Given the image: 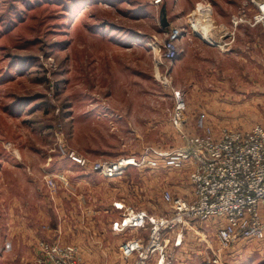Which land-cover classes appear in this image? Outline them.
Returning <instances> with one entry per match:
<instances>
[{"label": "rangeland", "instance_id": "1", "mask_svg": "<svg viewBox=\"0 0 264 264\" xmlns=\"http://www.w3.org/2000/svg\"><path fill=\"white\" fill-rule=\"evenodd\" d=\"M164 1L0 0V264H36L42 238L77 245L83 264L134 262L120 246L148 241L150 229L118 233L113 221L126 206L167 214L164 191L189 188L187 168L152 165L158 152L185 143L173 121L179 97L189 131L200 120L264 126V60L247 76L245 60L224 56L227 37L210 32L222 43L209 45L190 27L177 41L178 59L165 60ZM254 1L257 11L235 16L234 26L264 22ZM128 158L136 164L113 176L93 169ZM218 244L212 221H198L180 248L170 244L166 261L264 264V241L240 239L222 252Z\"/></svg>", "mask_w": 264, "mask_h": 264}, {"label": "built area", "instance_id": "2", "mask_svg": "<svg viewBox=\"0 0 264 264\" xmlns=\"http://www.w3.org/2000/svg\"><path fill=\"white\" fill-rule=\"evenodd\" d=\"M257 5L259 13L255 19L264 21V0H257ZM183 34L184 29L180 27L169 32L164 41L165 60L172 62L178 59L180 49L177 41ZM185 110V99L179 97L173 121L183 133L185 143L172 150L158 152L159 156L153 159L152 165L155 168H187L188 191L176 194L166 189L162 198L169 207V213L159 217L151 216L145 210L128 208L122 202L116 203L119 210L126 206V213L120 220L113 221L114 232L130 228L150 229L148 241L136 237L120 246L126 257H136L131 264H149L157 253L161 256L156 264H169L166 252L170 244L180 248L186 234L198 221L211 220L214 224L218 252L240 239L264 241V126L256 124L240 129L201 123L200 130L189 131V117ZM60 149L77 164L87 166L88 162L82 155L67 153L63 145ZM131 164H136V159L97 163L93 169L113 176ZM53 185L50 179L48 186ZM38 246L36 264H83L77 245L42 238Z\"/></svg>", "mask_w": 264, "mask_h": 264}, {"label": "crops", "instance_id": "3", "mask_svg": "<svg viewBox=\"0 0 264 264\" xmlns=\"http://www.w3.org/2000/svg\"><path fill=\"white\" fill-rule=\"evenodd\" d=\"M254 2V0H165L162 5L157 4V7L160 11L166 7L167 18L171 23L168 32L175 27H182L184 32H187L185 35H188L190 27L194 35L214 46L217 45L215 43L222 42L212 38L210 32L215 31L214 35L219 38L223 35L227 37V43H230L224 49V56L230 58L239 55L240 59L246 61V75L253 77L254 60H264V22L252 25L240 21L234 26L233 19L244 13L248 17L252 16L257 11ZM196 16L203 23L197 22ZM208 21L212 23L209 28L206 23ZM240 34L245 36V42L244 45L238 46L237 37ZM233 38H235L234 42H232ZM205 122L200 120L202 124Z\"/></svg>", "mask_w": 264, "mask_h": 264}, {"label": "water", "instance_id": "4", "mask_svg": "<svg viewBox=\"0 0 264 264\" xmlns=\"http://www.w3.org/2000/svg\"><path fill=\"white\" fill-rule=\"evenodd\" d=\"M161 24L165 27L169 25V21L167 19L166 7H163L161 12Z\"/></svg>", "mask_w": 264, "mask_h": 264}, {"label": "bare ground", "instance_id": "5", "mask_svg": "<svg viewBox=\"0 0 264 264\" xmlns=\"http://www.w3.org/2000/svg\"><path fill=\"white\" fill-rule=\"evenodd\" d=\"M196 21L199 22L200 20L197 18L196 16ZM210 37V36H209ZM129 163H133L132 161H130Z\"/></svg>", "mask_w": 264, "mask_h": 264}]
</instances>
